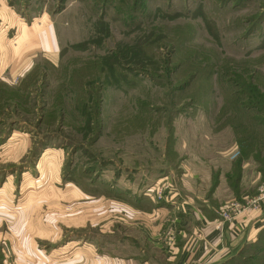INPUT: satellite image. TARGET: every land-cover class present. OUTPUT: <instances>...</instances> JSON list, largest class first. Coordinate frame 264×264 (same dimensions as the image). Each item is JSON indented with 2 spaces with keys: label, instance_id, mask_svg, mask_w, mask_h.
<instances>
[{
  "label": "rangeland",
  "instance_id": "374dc122",
  "mask_svg": "<svg viewBox=\"0 0 264 264\" xmlns=\"http://www.w3.org/2000/svg\"><path fill=\"white\" fill-rule=\"evenodd\" d=\"M238 112L264 120V0H0L2 229L102 239L93 210L163 199L178 139ZM227 264H264V235Z\"/></svg>",
  "mask_w": 264,
  "mask_h": 264
},
{
  "label": "crops",
  "instance_id": "0c3cea01",
  "mask_svg": "<svg viewBox=\"0 0 264 264\" xmlns=\"http://www.w3.org/2000/svg\"><path fill=\"white\" fill-rule=\"evenodd\" d=\"M210 134L188 147L178 139L175 162L155 184L156 188L170 186L163 199L146 192L135 198L139 209L93 210L92 222L81 227H92L102 239L66 241L49 252L26 242L21 248L20 239L2 229L0 222V264H222L230 260L237 248L264 234V209L247 210L230 222L220 215L228 201H241L257 192L264 179V143L259 138L244 150L232 127L219 132L226 136L223 142ZM236 151L240 155L232 158Z\"/></svg>",
  "mask_w": 264,
  "mask_h": 264
},
{
  "label": "trees",
  "instance_id": "16d2710c",
  "mask_svg": "<svg viewBox=\"0 0 264 264\" xmlns=\"http://www.w3.org/2000/svg\"><path fill=\"white\" fill-rule=\"evenodd\" d=\"M232 99H236L233 97ZM236 122H232L234 130L237 134L240 144L242 148L245 150L247 147H251V145L256 144L259 138L262 139V143H264V120L261 118V114H254L252 112H244V115H240L239 112L237 114ZM143 126H141L142 129ZM144 128V127H143ZM264 234H262L263 236ZM261 236V237H262ZM257 244L256 242L244 244L242 249L238 252V254H234L230 260L223 262L222 264H227L228 262L235 259L246 247H252Z\"/></svg>",
  "mask_w": 264,
  "mask_h": 264
},
{
  "label": "built area",
  "instance_id": "2783aa9c",
  "mask_svg": "<svg viewBox=\"0 0 264 264\" xmlns=\"http://www.w3.org/2000/svg\"><path fill=\"white\" fill-rule=\"evenodd\" d=\"M238 155L239 152L236 151L232 154V158H235ZM159 191H162V189ZM158 196H161V192L158 193ZM251 209H264V179L258 185L255 194L248 196L241 201L237 199L228 201L225 209L220 212V215L224 221L230 222L237 215Z\"/></svg>",
  "mask_w": 264,
  "mask_h": 264
}]
</instances>
